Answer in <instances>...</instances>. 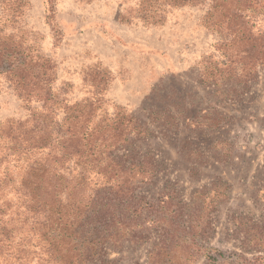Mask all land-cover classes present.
<instances>
[{"label": "trees", "instance_id": "obj_1", "mask_svg": "<svg viewBox=\"0 0 264 264\" xmlns=\"http://www.w3.org/2000/svg\"><path fill=\"white\" fill-rule=\"evenodd\" d=\"M27 5L0 0V80L28 111L23 120L0 122V163L13 162L0 176V264H27L31 245L50 264H115L110 250L148 240L147 264H191L200 256L208 264H264V217L237 221L241 252L225 253L200 242L210 223L205 214L197 216L199 231L191 219L192 231L177 233L186 205L174 191L156 201L136 194L157 171L149 155L134 152L150 130L124 107L103 109L100 80L94 96L68 101L55 86V61L22 23ZM181 6L204 9L201 24L217 37L201 83L220 98L239 97L264 70V0H138L135 14L160 24ZM222 186L196 190L187 207H214L227 197Z\"/></svg>", "mask_w": 264, "mask_h": 264}, {"label": "rangeland", "instance_id": "obj_2", "mask_svg": "<svg viewBox=\"0 0 264 264\" xmlns=\"http://www.w3.org/2000/svg\"><path fill=\"white\" fill-rule=\"evenodd\" d=\"M26 1L22 23L55 61V86L68 101L94 96L100 80L103 109L124 107L150 130L134 142V152L149 155L157 171L136 194L156 201L163 190L174 191L186 205L177 233L191 232V219L199 231L197 216L205 214L210 223L200 242L241 252L236 222L264 217V70L237 98H220L203 85V63L214 53L217 37L201 24L204 9L197 6L171 8L162 23L150 24L136 17L138 0ZM0 81V122L25 119L28 111L15 91ZM3 144L0 140V155ZM12 165L9 158L0 163V176ZM219 183L227 193L224 200L202 211L187 207L196 190ZM151 243L127 241L108 257L115 264H147ZM29 248L27 264H50L38 259L39 246ZM191 264L208 263L200 256Z\"/></svg>", "mask_w": 264, "mask_h": 264}]
</instances>
